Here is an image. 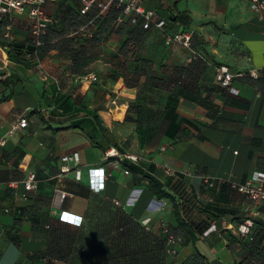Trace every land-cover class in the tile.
I'll return each instance as SVG.
<instances>
[{
	"label": "crops",
	"instance_id": "obj_1",
	"mask_svg": "<svg viewBox=\"0 0 264 264\" xmlns=\"http://www.w3.org/2000/svg\"><path fill=\"white\" fill-rule=\"evenodd\" d=\"M61 1L48 3L45 10L52 14ZM66 1L80 6L78 0ZM140 1L164 17L185 15L187 19L176 23L173 31L191 30L192 48L204 58L189 61V50L165 44L166 56L155 65L154 83L147 90L148 104H136L144 76L139 86L125 85V73L114 58L122 40L115 34L83 75L74 74L70 61L59 58L57 49L47 52L42 67H27L11 61L0 44V74L5 79L0 82V138L6 137L0 145V264H17L22 252L45 247L46 236L32 231L29 219L18 220L14 209H28L40 226L54 224L51 200L56 190L74 195L62 209L82 216L84 224L89 209L99 208L100 201L136 222L148 223L152 231L161 229L162 220L176 222L172 202L157 198L149 186V181L158 182L179 201L165 185L164 165L203 199L209 191L203 192L201 176L223 183L215 198L227 213L210 219L192 207L187 221L205 220L215 230L176 245L179 257L202 255L205 264H242L243 251L230 246L229 240L239 238L237 226L245 218L263 217L264 205L252 203L229 182L243 183L253 172L264 170V79L249 74L264 68V20L250 9L249 0ZM106 4L107 0H98L95 10L104 12ZM4 22L12 23L11 41L30 35L27 23L32 25V20L26 14ZM3 33L2 27L0 40ZM220 65L243 74L232 81L237 95L217 81L215 68ZM90 73L97 75V82L81 80ZM20 118L27 120V128L8 135ZM180 119L190 123L178 126ZM111 148L140 154L144 160L113 169L104 159ZM74 152L79 153V164L61 174L62 156ZM100 166L109 175L104 191L95 194L88 187V170ZM29 171L37 175V189L25 200L22 182ZM11 229L19 230L21 249L7 237Z\"/></svg>",
	"mask_w": 264,
	"mask_h": 264
},
{
	"label": "trees",
	"instance_id": "obj_2",
	"mask_svg": "<svg viewBox=\"0 0 264 264\" xmlns=\"http://www.w3.org/2000/svg\"><path fill=\"white\" fill-rule=\"evenodd\" d=\"M66 3V0L59 2L56 11L52 14L47 12L44 7L53 22L48 25L45 33L39 38L33 36L30 31V35H27L24 41H11L12 23L0 22V29L4 28V38L0 40V44L7 51L8 58L27 67H42V61L47 52L57 49L59 58L70 61L71 71L74 74L83 75L85 74L84 68L99 58L103 43L115 34L122 40L119 53L114 55V58L119 59L117 64L125 73V85L127 87L139 86L140 77L144 76L145 79L136 98V104H148L147 90L154 83L155 65L163 60L167 52L164 42L165 35L176 32L172 27L176 23H184L187 17L181 14L164 17L155 10L160 18L166 19L165 29L160 30L153 26L145 29L142 18L138 16L118 21L123 16L124 4L118 5L117 2H112L104 12L96 11L94 6L89 12L83 14L80 6L75 7L72 3ZM89 21H93L92 25L87 27L91 37L83 36L80 30ZM7 24H10L11 28L8 36L5 37ZM197 60L203 62L204 58L202 56ZM260 77L264 79V72ZM4 80L3 74H0V82ZM183 122L190 123L180 119L178 126ZM165 185L179 198L178 202L171 194L162 190V184L149 181L150 190L157 198H166L172 202L176 226L171 228L168 226L169 231L180 242L184 239V245L189 241L194 242L197 233L204 234L211 227H207L208 224L205 220L199 223L187 221L188 212L192 210V207H195L199 213L206 214L210 219L217 220L227 213L225 208L220 207L216 202L218 198H215L218 195L216 190H219L223 185L221 181L212 179L209 184L202 183L203 192L209 191L206 199L192 192L182 177H167ZM229 185L232 187L231 182ZM203 192L200 191L201 196L204 195ZM52 201L53 197L51 206ZM100 202L99 208L91 207L89 209L87 218V222L92 220L93 224L97 225L101 217L100 209H108L107 224L111 226V229L108 231V235H104V246L100 249L92 248L93 244L97 242L96 240L87 241L86 237H82L88 229L87 222L84 224L83 221L80 227H76L61 222L56 216L54 224L40 226L36 222L34 214L28 209H14L18 220L29 219L32 223V231L43 233L46 236V245L43 249L22 252V257L17 264H55L57 261L65 264H166L167 237L162 233V229V239H154L157 237L149 233L146 226L134 221L129 214ZM262 204L264 205V202ZM262 209L264 212V207L261 208V211ZM18 211H20L19 214H17ZM248 218L254 223L251 238L245 240L232 237L229 240V245H237L243 251L242 264H264V213L263 217ZM6 234L10 241L21 249L22 241L19 230L11 229ZM93 236L95 237V235ZM182 264H205V258L202 255L188 257L182 261Z\"/></svg>",
	"mask_w": 264,
	"mask_h": 264
},
{
	"label": "built area",
	"instance_id": "obj_3",
	"mask_svg": "<svg viewBox=\"0 0 264 264\" xmlns=\"http://www.w3.org/2000/svg\"><path fill=\"white\" fill-rule=\"evenodd\" d=\"M59 0H0V22L5 21L14 15H24L26 14L31 20V33L36 38L41 37L49 24L53 22V19L45 12L44 7L48 3H56ZM81 7V13L89 12L98 0H78ZM112 2H117L118 5L124 4L123 16H121L118 21L121 22L128 17H140L143 20V27L148 29L150 27H155L160 30H164L167 24L166 19L160 18L157 12L152 9L146 8V6L141 3L140 0H107L106 7ZM250 9L260 16L264 20V0H249ZM93 21H89L88 24L82 26L81 34L83 36L91 37V33L88 31V26L92 25ZM11 25H6L5 37L8 36ZM192 39L193 32L191 30H178L176 32L167 33L165 35V44L172 45L178 44L181 47L190 51L189 61L201 59L202 55L192 49ZM39 44V42H38ZM216 79L217 81L233 95L238 94V90L232 87V81L235 77L243 76V74H234L231 72L229 67L225 65L216 66ZM264 72L262 69H252L250 70V76L253 78H258ZM82 81L88 80L90 82H97L98 77L94 73H90L83 78ZM28 122L25 118H20L15 124L12 125L8 132V135H13L18 130L26 129ZM6 142V137L0 138V145H4ZM104 159L107 164H109L113 169H120L127 162H132L134 164H139L144 160L143 156L140 154H135L131 152H120L117 149L111 148L105 152ZM63 165L60 168L61 174H67L71 172V164H79V153L74 152L72 154L64 155L61 158ZM162 172L167 177L176 176V172L171 167L164 165L161 167ZM126 175L130 174V171L126 169L124 171ZM109 174L106 172L104 166L97 168H90L88 170L89 189L95 193L100 194L104 191L106 178ZM77 179H80V171L76 172ZM201 179L209 184L212 178L209 176H201ZM232 183V187L241 195H244L249 201L254 204H262L264 202V171L253 172L243 183ZM24 191L22 193V198L27 200L29 194L37 189V176L34 171H29L27 177L22 182ZM11 188L16 187L15 182L10 183ZM72 193L56 190L52 201V213L58 217L61 222L68 223L70 225L80 227L83 223V217L72 212H68L62 209L63 203L67 198L73 197ZM114 205L121 207L118 200L113 201ZM20 211L17 212L19 214ZM148 223L144 226L147 227ZM254 227V223L250 218L245 219L237 227V235L242 239L251 238V233ZM162 233L167 237V253L170 256H175L178 254L176 245L179 244V240L175 238L169 231L167 223L161 221ZM213 230L215 226H211L208 230L204 232V235H208Z\"/></svg>",
	"mask_w": 264,
	"mask_h": 264
},
{
	"label": "rangeland",
	"instance_id": "obj_4",
	"mask_svg": "<svg viewBox=\"0 0 264 264\" xmlns=\"http://www.w3.org/2000/svg\"><path fill=\"white\" fill-rule=\"evenodd\" d=\"M72 5L77 7V4L72 1ZM28 24V28L31 29V24L30 23H27ZM99 203V202H98ZM102 203V202H100ZM108 209L107 208H101L100 209V212L99 214H101V217L100 219L98 220L99 224L95 225L93 224L94 222L92 220H90L89 222H87L88 224V229L87 231L85 232L84 236L82 235V237H86V240L87 241H92V240H96L97 242L93 244V247L92 248H101L104 246V242H105V238H104V235H108V231L111 229V226L109 224H107V216H108ZM165 222L167 223V225L171 228V227H174L176 226V222H168L165 220ZM86 225V227H87ZM149 231V233L153 234L154 236H156L157 238H154V239H162V234H161V229H156L155 231H152L151 228H147ZM95 235V237L93 236ZM91 239V240H90ZM182 244H185V241L184 239L180 242ZM179 243V244H180ZM181 245V244H180ZM89 247L91 248V245H89ZM186 258L188 257H179V252L177 255L175 256H170L168 255L167 259H166V264H182L181 261H185Z\"/></svg>",
	"mask_w": 264,
	"mask_h": 264
}]
</instances>
